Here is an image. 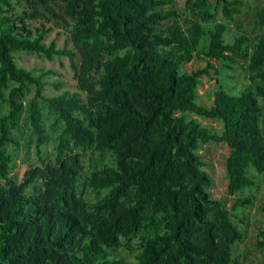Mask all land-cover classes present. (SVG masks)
I'll return each mask as SVG.
<instances>
[{"label": "trees", "instance_id": "obj_1", "mask_svg": "<svg viewBox=\"0 0 264 264\" xmlns=\"http://www.w3.org/2000/svg\"><path fill=\"white\" fill-rule=\"evenodd\" d=\"M14 1L0 0V264H123L114 251L142 229L154 233L139 249L126 246L139 251L136 264H240L234 245L244 234L232 218L253 207L256 176L264 175V33L251 39L232 36L224 23L206 26L212 0H186L183 13L166 8L172 0H33L69 33L73 49H59L45 42L50 28L20 34L19 18L8 13ZM215 1L235 23L243 0ZM257 24L264 30V11ZM24 53L67 57L79 91L63 90L50 77L61 76L56 71L35 74L21 65ZM196 58L206 66L181 71ZM241 63L251 85L233 94L219 78L211 106L199 103L203 75ZM27 110V146L42 166L29 196L13 176L18 163L10 149L21 147L14 132ZM189 114L220 121L222 132ZM209 143L229 147L227 191L237 196L231 209L209 192L212 178L199 154ZM92 149L111 152L115 166L88 176L97 196L87 201L79 196L75 152ZM256 245L264 250V228Z\"/></svg>", "mask_w": 264, "mask_h": 264}, {"label": "rangeland", "instance_id": "obj_2", "mask_svg": "<svg viewBox=\"0 0 264 264\" xmlns=\"http://www.w3.org/2000/svg\"><path fill=\"white\" fill-rule=\"evenodd\" d=\"M173 4L167 9L178 10L181 13L185 11L186 0H172ZM215 4L213 12V19L206 23L208 27H212L216 23H224L231 27V35L235 36L239 32H245L254 38L259 34H263L264 30L257 24V14L260 11H264V0H243L244 7L241 15L237 17L235 23H229L225 21L221 14L220 5L212 0ZM13 17H18L19 21L16 23V27L21 35L36 36L41 32L43 28H50L51 31L46 35L45 42L49 44L51 41L57 43L59 49L67 47L72 48L70 41V35L67 30L57 23L54 18L48 17L43 14V10H37L33 0H15L14 9L8 11ZM173 20L168 21L171 23ZM167 23L162 26V29L166 27ZM232 42V38L229 39ZM19 63L27 68L33 69L35 74H39L41 70L56 71L61 76H50L51 79L62 80L65 83L63 90L71 92H77V81L74 76V71L71 69L70 62L67 57L58 58L54 60H48L44 57H38L35 54L24 53L20 56ZM215 66L220 69V63L215 62ZM206 66V62L200 61L197 58L191 63H186L181 67L182 72L191 73L194 70L202 69ZM221 76L215 70H210V75H203L200 78V84L198 86V101L204 106H211L214 100V93L218 89L217 79H222V83L225 88L233 94H238L246 86L251 85L248 80V70L245 64H239L234 71L223 70ZM45 92L49 95L57 94L53 88H47ZM34 90L31 91L28 98L34 97ZM84 95V94H83ZM85 97V95H84ZM28 101L26 100V104ZM6 113V108L0 105V116ZM25 115L20 118L18 122V128L14 132L21 142L19 149L10 147L17 155L18 166L13 172V176L16 178V182L24 187L26 196L31 193L32 186L35 182V178L39 173L42 166L36 162L34 149L29 151L27 143L29 141V132L26 123ZM264 114V108H263ZM189 118L196 119L200 125L207 127L213 133H221L223 125L218 120H211L202 117H197L194 114H189ZM49 121L47 122V125ZM264 131V125L262 126ZM48 152V160H54V144L49 142L45 147ZM82 166V182L79 185V196L83 200L93 201L96 198V194L88 187V176L102 168L104 165L115 166V156L111 152H101L95 149L92 150H77L75 152ZM199 154L203 162L206 164L204 171L212 178V186L209 192L213 199L221 200L224 202L228 209H231L234 200L237 196H231L228 191V175L226 168V159L230 154L229 147L226 143H209L202 145L199 150ZM46 166L50 168L51 172L55 173V164L52 161H48ZM253 173V171H251ZM257 186L252 190L255 196V203L252 208L240 211L234 214L232 218L237 227L243 232L244 240L237 242L234 245V260L240 264H264V250L257 247V237L261 229L264 228V211L261 209L264 206V175H257ZM54 183L57 182L56 175L53 176ZM53 188V186H52ZM250 191H245L244 194H249ZM239 218H244L246 222L240 224ZM154 230L142 229L133 235L130 239H124L121 241V246L114 251L119 256L123 264H136V257L139 253L130 251L126 246L140 248V245L146 237L152 236Z\"/></svg>", "mask_w": 264, "mask_h": 264}]
</instances>
